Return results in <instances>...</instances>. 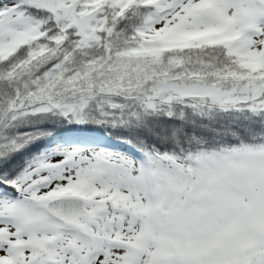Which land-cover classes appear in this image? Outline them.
I'll return each instance as SVG.
<instances>
[{"label": "snow or ice", "instance_id": "snow-or-ice-1", "mask_svg": "<svg viewBox=\"0 0 264 264\" xmlns=\"http://www.w3.org/2000/svg\"><path fill=\"white\" fill-rule=\"evenodd\" d=\"M0 264H264V0H0Z\"/></svg>", "mask_w": 264, "mask_h": 264}]
</instances>
